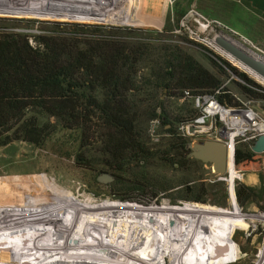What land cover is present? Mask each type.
<instances>
[{"label":"rangeland","instance_id":"374dc122","mask_svg":"<svg viewBox=\"0 0 264 264\" xmlns=\"http://www.w3.org/2000/svg\"><path fill=\"white\" fill-rule=\"evenodd\" d=\"M137 2L140 15L128 23L113 18L117 12L135 15L131 0H0V32L112 35L143 49L131 93L138 105L141 151L113 160L104 142L94 138L81 146L79 129L63 127L44 113L37 123L47 125L49 133L41 144L15 140L0 146V264H264V172L252 150L256 139L236 145L252 155L237 163H253L246 174L251 181L237 171L216 173L211 163L190 153L194 144L220 138V122L207 132L186 134L181 124L197 115V108L184 94L187 89L173 82L165 87L162 76L166 55L179 48L218 77L217 99L227 92L238 104L225 105H249L264 119V90L253 84L264 83L211 46L215 37H229L264 61V0ZM102 173L114 179L100 182ZM242 185L250 190L240 203L236 191ZM161 205L177 206L182 214L179 226L186 232L177 225L171 246L161 219L153 235L148 216L140 215L148 206ZM196 233L208 237L199 252L203 262L183 245ZM121 234L127 242L125 263L113 245ZM219 248L223 255L216 259Z\"/></svg>","mask_w":264,"mask_h":264},{"label":"trees","instance_id":"16d2710c","mask_svg":"<svg viewBox=\"0 0 264 264\" xmlns=\"http://www.w3.org/2000/svg\"><path fill=\"white\" fill-rule=\"evenodd\" d=\"M182 15L176 13L177 18ZM142 54L143 49L112 35L79 38L74 32L71 36L0 32V146L15 140L41 144L49 133L47 125L37 123V115L44 113L56 117L63 127L79 129L81 146L94 138L104 142V152L113 160L141 151L135 111L138 105L131 93L136 90L137 63ZM166 57L168 69L162 75L165 87L173 82L176 87L193 90L192 94L213 93L219 88L218 77L181 49L175 47ZM243 90L250 96L253 93L246 86ZM233 100L224 91L218 96L222 104L237 105ZM251 156L235 149V170L241 178L246 176L245 181L252 180L242 173L252 170L253 163H237ZM255 159H260L257 168L264 172V153ZM248 190L242 185L236 191L238 202L242 203V193ZM158 212L166 243L171 246L182 214L172 205L158 206ZM126 244L122 234L113 241L124 263Z\"/></svg>","mask_w":264,"mask_h":264},{"label":"built area","instance_id":"2783aa9c","mask_svg":"<svg viewBox=\"0 0 264 264\" xmlns=\"http://www.w3.org/2000/svg\"><path fill=\"white\" fill-rule=\"evenodd\" d=\"M184 94L190 96L197 108V115L189 121L181 124V129L188 135L207 132L216 120L220 122L219 137L227 143L228 133L234 134L235 146L240 139H256L259 135L264 134V119L257 111L249 105L228 106L222 104L215 97V93L192 94L185 90ZM195 125L197 128L190 132L188 127ZM233 150L232 157L234 161Z\"/></svg>","mask_w":264,"mask_h":264},{"label":"water","instance_id":"95a60500","mask_svg":"<svg viewBox=\"0 0 264 264\" xmlns=\"http://www.w3.org/2000/svg\"><path fill=\"white\" fill-rule=\"evenodd\" d=\"M222 38L223 49L231 54L234 58L238 59L257 74L264 78V61L258 59L254 54L242 49L236 43ZM197 127L190 125L188 130L193 132ZM252 150L256 153L264 152V134L259 135L252 145ZM191 156L200 159L203 162H209L212 164L216 173H226L227 171V156L228 146L227 143L221 139H208L201 143H196L193 146ZM100 182H109L114 179V175L110 173H102L97 176Z\"/></svg>","mask_w":264,"mask_h":264},{"label":"bare ground","instance_id":"6f19581e","mask_svg":"<svg viewBox=\"0 0 264 264\" xmlns=\"http://www.w3.org/2000/svg\"><path fill=\"white\" fill-rule=\"evenodd\" d=\"M96 1V0H95ZM98 1H101V0H98ZM131 1H134V4H135V9H136V14L133 15V16H128L126 14H122L123 12H117L118 17L115 19L113 18V20L115 21H120V22H128V23H136L137 22V19H138V15L140 14H137L139 13L138 10H139V7H140V3L138 4L137 0H131ZM96 3V2H95ZM98 3V2H97ZM96 3V4H97ZM108 3V2H107ZM99 5V3H98ZM108 5V4H107ZM102 6V5H101ZM106 6V4H105ZM103 8V7H102ZM113 8L118 11H121L120 9L118 8H115V7H112V10ZM106 12V11H105ZM108 13H110L108 11ZM111 14V13H110ZM142 14V13H141ZM109 15V14H108ZM112 15V14H111ZM110 15V16H111ZM109 16V17H110ZM113 16V15H112ZM144 20V19H143ZM225 39H228L229 41H232L234 43H236L239 47H241L242 49L250 52L242 43L240 42H237V41H234L233 39H229V37H223ZM210 42V41H209ZM222 45V38L220 37H215V39L213 40L211 46L213 47L214 50H216L217 52H219V54H221L225 59H227L229 62H231L232 64H234L235 66H237L238 68H240L241 70H243L244 72H246L248 75H250L251 77H253L254 79L260 81V82H263L264 83V78L261 77L259 74H257L254 70H252L250 67H248L247 65H245L244 63H242L241 61H239L238 59L234 58L231 54H229L228 52H226L223 47L221 46ZM234 134L232 133H228L227 135V141H228V156H227V171L226 173H228L229 170H232V171H236L235 170V165H234V161H233V157H232V153H233V150L234 148L236 147L235 146V140L233 138ZM225 174V173H224ZM236 179V178H235ZM234 181V180H233ZM233 186V184H232ZM233 189V188H232ZM235 189V188H234ZM229 190V189H228ZM230 195V194H229ZM147 215L148 216V220L147 222H149L150 226L153 227V230H152V233L153 235L154 234H158L159 233V228H157V224H159V212H158V206H148L146 208V210L144 211V213H141L140 215ZM146 216V217H147ZM259 217V216H258ZM146 224V222H145ZM144 224V226H145ZM155 224V225H153ZM147 225V224H146ZM182 230V233L184 234L186 231L185 229H183V227L179 226ZM148 233V231H146ZM205 234V233H204ZM209 235V237L212 236L211 233H207ZM214 236V235H213ZM188 238H190V243L189 241H186V243L184 245V248L187 249H191L192 247V252L188 251V255H190V257H194V256H197L198 257V262L202 261L203 262V254L201 255L199 252L200 251H203L204 252V249L202 248V242L203 240H207L208 237L206 238L205 236H200V235H197L194 234V235H189ZM195 238V239H194ZM194 241V242H193ZM209 241V240H208ZM180 244V243H179ZM181 245V244H180ZM221 247V246H220ZM167 252L169 251L168 249H166ZM187 251V250H186ZM223 255V251H222V248L216 252V259L222 257ZM214 259V258H213ZM229 259V258H228ZM214 260H212L211 262L209 263H213Z\"/></svg>","mask_w":264,"mask_h":264},{"label":"crops","instance_id":"0c3cea01","mask_svg":"<svg viewBox=\"0 0 264 264\" xmlns=\"http://www.w3.org/2000/svg\"><path fill=\"white\" fill-rule=\"evenodd\" d=\"M242 174H247V173H242Z\"/></svg>","mask_w":264,"mask_h":264}]
</instances>
